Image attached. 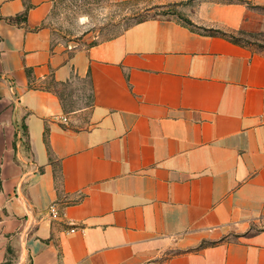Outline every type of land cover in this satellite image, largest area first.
Wrapping results in <instances>:
<instances>
[{"label":"crops","instance_id":"obj_1","mask_svg":"<svg viewBox=\"0 0 264 264\" xmlns=\"http://www.w3.org/2000/svg\"><path fill=\"white\" fill-rule=\"evenodd\" d=\"M54 2L0 0V264H264V52L172 18L57 42ZM196 2L264 34V0Z\"/></svg>","mask_w":264,"mask_h":264},{"label":"rangeland","instance_id":"obj_2","mask_svg":"<svg viewBox=\"0 0 264 264\" xmlns=\"http://www.w3.org/2000/svg\"><path fill=\"white\" fill-rule=\"evenodd\" d=\"M197 0H55L52 11L46 21L54 41L76 43L88 46L114 37L139 20V14L147 7L159 5L145 13L149 18H172L186 24L184 19ZM194 30L212 35H221L214 28L190 26ZM222 32V31H221ZM225 33V32H223ZM231 40L253 50L264 52V35L225 33ZM13 259V258H12ZM3 264H12L9 260Z\"/></svg>","mask_w":264,"mask_h":264},{"label":"trees","instance_id":"obj_3","mask_svg":"<svg viewBox=\"0 0 264 264\" xmlns=\"http://www.w3.org/2000/svg\"><path fill=\"white\" fill-rule=\"evenodd\" d=\"M137 1V0H136ZM128 2H135V1H128ZM159 7V5H153V6H149V7H147V9L143 12V13H140L138 16H139V20L137 21V22H141V21H144V20H146V17H148V16H146L145 15V13H147V12H150L153 8H158ZM184 21L186 22V25L187 26H195V24L190 20V19H188V18H185L184 19ZM136 22V23H137ZM185 24V23H184ZM191 28V27H190ZM193 29V28H192ZM194 30V29H193ZM216 32H218V33H220V34H222V35H224V36H227L225 33H223V32H221V31H216ZM209 35H212V34H209ZM251 35H264L263 33L262 34H251ZM232 41H234L235 43H238V44H240V42L239 41H237V40H232Z\"/></svg>","mask_w":264,"mask_h":264},{"label":"built area","instance_id":"obj_4","mask_svg":"<svg viewBox=\"0 0 264 264\" xmlns=\"http://www.w3.org/2000/svg\"><path fill=\"white\" fill-rule=\"evenodd\" d=\"M50 212H51V214H52L53 217H57L59 215L58 210L55 207V205H52L50 207ZM1 229H2V221L0 220V230ZM70 231L73 232V231H75V229H71Z\"/></svg>","mask_w":264,"mask_h":264}]
</instances>
